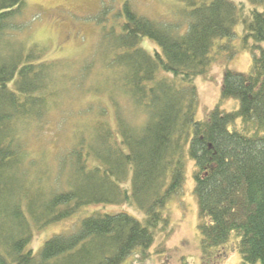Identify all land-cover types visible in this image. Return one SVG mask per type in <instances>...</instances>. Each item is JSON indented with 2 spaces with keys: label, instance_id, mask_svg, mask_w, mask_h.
Segmentation results:
<instances>
[{
  "label": "trees",
  "instance_id": "trees-1",
  "mask_svg": "<svg viewBox=\"0 0 264 264\" xmlns=\"http://www.w3.org/2000/svg\"><path fill=\"white\" fill-rule=\"evenodd\" d=\"M177 1L180 22L148 17L130 0L102 8L94 49L72 66L28 44L26 0H0V264L145 262L155 231L171 229L167 206L181 191L187 158L195 163L201 254L235 238L239 264H264V48L252 46L259 53L247 73L224 69L220 103L236 99V110L218 104L196 119L193 83L216 59L214 47L230 50L238 22L245 39L264 42V0H248L245 11L230 0ZM145 37L158 46L152 54L140 46ZM124 99L139 121L124 118ZM73 100L85 101L89 123L49 159L45 151L31 156L27 140ZM91 204H123L143 217L93 211L37 253L28 249L35 231Z\"/></svg>",
  "mask_w": 264,
  "mask_h": 264
},
{
  "label": "rangeland",
  "instance_id": "rangeland-1",
  "mask_svg": "<svg viewBox=\"0 0 264 264\" xmlns=\"http://www.w3.org/2000/svg\"><path fill=\"white\" fill-rule=\"evenodd\" d=\"M27 6L22 15L25 23L24 36L30 44L34 41L47 48L45 59H63L79 65L87 59L94 49L99 36L98 15L102 8L108 9L120 7L125 0H26ZM238 8L244 6L245 11L250 7L248 0H230ZM132 5L142 14L160 21H179L181 16L179 8L181 4L177 0H130ZM234 37L230 39V50H219L214 47L212 54L216 59L210 63L207 72L194 79V86L198 94L199 107L195 118L204 119L207 113L218 104L224 111H233L238 107V100L226 99L220 103V89L224 69L233 72L247 73L250 69L253 51L259 53L258 47L264 48V42L256 43L251 38L245 39V32L241 22L234 26ZM227 42V39L219 40L218 44ZM257 45V48H253ZM140 46L148 53H154L158 46L149 38H142ZM91 55V54H90ZM81 60V61H80ZM106 94L102 95L100 102L107 108L105 119L114 125L115 113ZM86 98H89L88 96ZM74 101V100H73ZM62 104L58 112L52 111L42 131L34 140L28 139L26 148L31 156L39 157L42 151L46 152L47 159L60 148L69 146L72 134L79 127H84L92 112L86 113L85 101L81 103ZM113 103V102H112ZM118 107L124 113V118L131 120L135 117L132 109L124 100H118ZM140 117L134 118L139 121ZM89 123V122H88ZM240 124V120L237 122ZM42 134V139L38 138ZM49 139L51 141H49ZM31 140V141H30ZM194 160L187 158L184 169V182L179 194L175 195L167 206V214L171 229L155 231V243L151 246V258L141 264H239L241 257L235 247V238L229 243L212 249L209 255L203 256L200 250V233L198 225L201 221L199 208L194 195L195 181L193 171ZM133 206V205H132ZM134 207V206H133ZM135 208V207H134ZM129 213L143 217V214H134L127 205L119 204H91L81 208L69 218L53 223L41 231H35L34 237L28 244V249L37 253L44 241L60 232H70L75 229L81 218L94 212H118ZM164 232V233H162ZM167 234V235H164ZM160 244V245H159ZM163 245V252H159ZM129 258L121 264H127Z\"/></svg>",
  "mask_w": 264,
  "mask_h": 264
}]
</instances>
